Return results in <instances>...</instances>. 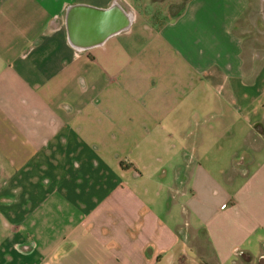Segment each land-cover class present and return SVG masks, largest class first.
I'll use <instances>...</instances> for the list:
<instances>
[{
  "label": "crops",
  "instance_id": "0c3cea01",
  "mask_svg": "<svg viewBox=\"0 0 264 264\" xmlns=\"http://www.w3.org/2000/svg\"><path fill=\"white\" fill-rule=\"evenodd\" d=\"M114 1L139 28L73 50L66 8ZM158 4L0 0V264H174L182 246L188 264L200 240L212 264L264 255L249 0ZM172 191L182 224L154 209Z\"/></svg>",
  "mask_w": 264,
  "mask_h": 264
},
{
  "label": "water",
  "instance_id": "95a60500",
  "mask_svg": "<svg viewBox=\"0 0 264 264\" xmlns=\"http://www.w3.org/2000/svg\"><path fill=\"white\" fill-rule=\"evenodd\" d=\"M133 19L132 12L117 1L103 9L83 4L70 5L64 16L66 39L73 50L89 51L128 31Z\"/></svg>",
  "mask_w": 264,
  "mask_h": 264
},
{
  "label": "rangeland",
  "instance_id": "374dc122",
  "mask_svg": "<svg viewBox=\"0 0 264 264\" xmlns=\"http://www.w3.org/2000/svg\"><path fill=\"white\" fill-rule=\"evenodd\" d=\"M159 4L157 5V10L152 11L151 14L155 13L159 16H165L169 13L171 5L176 3L177 8H179L183 1L185 0H157ZM249 9L244 15L241 17V26L239 27L238 32L242 35L243 40L245 41V47L247 49H256L260 50L264 53V0H249ZM140 24H133L131 29L135 31L139 28ZM129 34V33H127ZM127 34H124L126 36ZM106 47L108 45H105ZM104 46V47H105ZM264 83V76L262 77ZM261 79V80H262ZM262 97V98H261ZM256 95V99H263V96ZM179 196L174 192H167L161 197V200H158L154 203V209L159 212L162 219L167 221L168 223H183V218L181 217L179 208L177 206V201ZM177 200V201H176ZM171 208V212H166L164 208ZM172 214L173 217H169ZM181 245V244H180ZM187 247H191L190 242H186ZM194 247L196 250H187L188 257L190 258L188 264H198L203 262L204 264H212V261L209 260V252L206 250V247L202 244V241L195 242ZM186 254V247H179L176 252V258L174 264H178L179 256Z\"/></svg>",
  "mask_w": 264,
  "mask_h": 264
},
{
  "label": "trees",
  "instance_id": "16d2710c",
  "mask_svg": "<svg viewBox=\"0 0 264 264\" xmlns=\"http://www.w3.org/2000/svg\"><path fill=\"white\" fill-rule=\"evenodd\" d=\"M238 259L240 264H264V255L258 257L256 261L253 260L251 254L247 251H239L238 252ZM187 262V255L184 254L181 257L179 256L178 264H186ZM198 264H204L200 262Z\"/></svg>",
  "mask_w": 264,
  "mask_h": 264
}]
</instances>
